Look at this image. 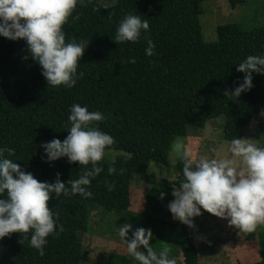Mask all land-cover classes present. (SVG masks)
Segmentation results:
<instances>
[{
  "label": "trees",
  "instance_id": "trees-1",
  "mask_svg": "<svg viewBox=\"0 0 264 264\" xmlns=\"http://www.w3.org/2000/svg\"><path fill=\"white\" fill-rule=\"evenodd\" d=\"M201 1L78 3L62 25L65 42L89 43L77 66L83 75L71 88L48 87L40 66L28 56L25 41L0 36V148L5 149V158L41 182H53L57 172L62 182L78 178L81 169L76 162L69 164L66 157L46 162L40 147L42 142L66 137L73 103L102 114L103 119L93 124L113 138L105 153L110 149L123 152L114 161H107L104 153L97 162L101 171L88 186L90 197L50 195L48 207L63 230L47 237L43 256L29 246L27 235L12 233L0 238V264H83L81 234L89 229L93 204L115 211L120 224L151 229L152 245L164 232L176 229L177 240L169 248V257L176 264H202L192 231L207 211L201 209L188 226L147 215L131 202L134 177L148 179L152 161L169 167L171 142L186 135L189 126L203 129L207 121L224 115V138L231 141L243 137L242 129L254 115L264 113V74L253 72L251 89L238 98L224 95L242 82L244 73L236 71V64L248 55L264 53V26L245 29L237 23L221 24L217 40L205 41L197 14ZM243 1L228 0L232 8ZM127 13L146 19L149 30L135 43L117 45L110 37ZM146 37L155 45L152 56L144 54ZM130 57L135 63L127 62ZM8 148L13 150L11 155ZM109 167L114 169L112 174ZM181 168L179 159L175 179L152 183L166 184L165 193L170 196V187L182 179ZM105 182L112 185L111 191ZM159 189L156 184L150 187L146 206L153 205ZM152 247L160 250L157 244ZM259 253L264 263V230L259 233ZM118 258L112 264H133L128 254Z\"/></svg>",
  "mask_w": 264,
  "mask_h": 264
},
{
  "label": "clouds",
  "instance_id": "clouds-1",
  "mask_svg": "<svg viewBox=\"0 0 264 264\" xmlns=\"http://www.w3.org/2000/svg\"><path fill=\"white\" fill-rule=\"evenodd\" d=\"M85 0H0V36L16 41L24 40L27 54L40 66L47 86L71 88L83 75L77 71L78 61L89 42H65L62 30L77 4ZM75 19V17H73ZM149 30V23L139 15L125 14L117 24L113 37L117 45L135 43L142 32ZM145 56L154 55L155 45L146 37ZM27 56L25 57V59ZM128 63H135L130 57ZM236 71L244 73L242 82L227 97L238 98L252 87V73L264 74V53L246 56L236 64ZM103 119L99 111H89L87 106L73 103L67 116V135L63 140L53 138L42 142L46 162L67 158L81 169L78 178L66 182L56 173L53 182L38 181L15 161L5 158L0 148V238L12 233L28 236L29 246L44 255L47 237L59 235L62 226L55 219L56 213L48 207L50 195L55 197L79 194L90 197L91 179L101 171L97 162L113 138L93 124ZM171 151L182 164V179L173 186L167 208L174 220L192 226V218L201 209L223 218L238 232H252L257 225H264V147L246 138L234 137L228 144L227 155L216 158H193L191 150L179 139L171 142ZM9 155L11 148L7 149ZM91 165V167H87ZM113 168H108L112 174ZM107 190L112 185L105 182ZM163 199L165 193H160ZM132 225L124 223L117 236L126 245V252L133 264H176L169 257V248L163 245L155 251L150 244L151 229L137 227L128 236Z\"/></svg>",
  "mask_w": 264,
  "mask_h": 264
},
{
  "label": "rangeland",
  "instance_id": "rangeland-1",
  "mask_svg": "<svg viewBox=\"0 0 264 264\" xmlns=\"http://www.w3.org/2000/svg\"><path fill=\"white\" fill-rule=\"evenodd\" d=\"M105 4H113L116 0H96ZM197 14L202 27L205 41L217 40V26L221 24L237 23L245 29L264 26V0H244L232 8L228 0H203L197 5ZM264 113L254 115L242 129V138L249 139L259 147H264ZM225 116L207 121L203 129L189 126L187 134L177 136L192 152L193 158H216L226 156L230 141L224 138ZM175 138V139H176ZM123 154L121 150L110 149L105 153L107 161H114L116 156ZM179 157L169 150V167H160L155 162H150L147 172L148 179L135 176L133 179L132 206L147 215L179 222L172 218L167 208L169 201L174 199L171 195L173 186L170 187V196H166L167 185L152 183L162 181L163 178L175 179V169ZM153 179V180H152ZM156 184L159 192L156 201L151 207L146 206V194L150 187ZM165 193L162 199L160 193ZM208 213V212H207ZM120 217L115 211L93 204L89 217V229L81 234L83 243V264H112L119 261L118 255H126V245L117 236L120 225L130 222H119ZM135 230H129L128 236ZM264 230V225H257L252 232H238L230 227L223 218L211 213L200 218L194 225L192 237L200 250L202 264H264L261 263L259 253V233ZM177 240L176 229L164 232L156 243L159 248L167 245L173 247ZM153 244V241H149ZM155 244V245H156ZM152 245V246H155Z\"/></svg>",
  "mask_w": 264,
  "mask_h": 264
}]
</instances>
